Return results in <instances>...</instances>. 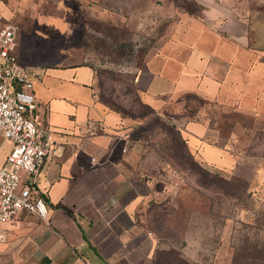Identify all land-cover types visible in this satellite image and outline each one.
Returning a JSON list of instances; mask_svg holds the SVG:
<instances>
[{"label": "crops", "instance_id": "0c3cea01", "mask_svg": "<svg viewBox=\"0 0 264 264\" xmlns=\"http://www.w3.org/2000/svg\"><path fill=\"white\" fill-rule=\"evenodd\" d=\"M64 19L38 14L17 39L15 54L34 76L36 121L49 127L55 149L36 178L47 221L23 212L0 224V251L21 264H151L157 240L140 212L154 189L137 170L142 127L101 103L93 68L67 62L63 45L52 42L67 33ZM182 20L145 62L144 102L158 113L174 110L194 159L226 175L238 155L216 141V116H264V13L205 7ZM11 148L0 132V168Z\"/></svg>", "mask_w": 264, "mask_h": 264}, {"label": "rangeland", "instance_id": "374dc122", "mask_svg": "<svg viewBox=\"0 0 264 264\" xmlns=\"http://www.w3.org/2000/svg\"><path fill=\"white\" fill-rule=\"evenodd\" d=\"M217 2L0 1V26L16 24L18 40L22 31L33 29L38 14L64 17L68 31L58 40L51 37L52 42L63 45L67 62L90 65L97 97L135 115L142 127L144 153L137 170L152 179L154 189L140 212L157 240L151 264H231L234 247L264 243V221L255 222L264 218V116L226 110L229 115L220 117L216 141L238 155L226 175L204 168L189 155L175 130L169 132L176 123L174 110L139 117L147 111L140 104L146 101L145 62L175 36L183 14L202 16L205 7L264 13V0ZM14 256L0 251V264H21Z\"/></svg>", "mask_w": 264, "mask_h": 264}, {"label": "built area", "instance_id": "2783aa9c", "mask_svg": "<svg viewBox=\"0 0 264 264\" xmlns=\"http://www.w3.org/2000/svg\"><path fill=\"white\" fill-rule=\"evenodd\" d=\"M18 32L12 22L0 26V132L12 142L0 168V224L23 212L47 221L36 178L55 149L49 127L35 118L34 76L15 54Z\"/></svg>", "mask_w": 264, "mask_h": 264}, {"label": "trees", "instance_id": "16d2710c", "mask_svg": "<svg viewBox=\"0 0 264 264\" xmlns=\"http://www.w3.org/2000/svg\"><path fill=\"white\" fill-rule=\"evenodd\" d=\"M94 71V70H93ZM94 79H95V74H94ZM143 92V90H142ZM192 99L194 98L196 100V102L200 105L203 101L201 99L195 98L193 96L188 95L186 97V99ZM98 99L101 103H103L106 107H108L111 110H114L118 113H120L123 117L125 118H130L135 120V115L133 114H129L127 111H125L124 109H121L119 107H117V105H115V103H113L112 101H109L107 99H105L102 95L98 96ZM140 104L142 106H144L147 111L142 113L141 115H139L140 118H143L147 115H153L155 117H157V114H159L157 111H155V109L150 106L148 103L144 102V101H140ZM197 107H193L192 106V102L189 101L188 102V108L186 111V117L192 118L194 113H195V109ZM166 112V111H165ZM162 112V113H165ZM160 115V114H159ZM229 114L226 112L224 114H219L216 116V123L217 126L220 128V124L219 121L221 120V118L223 117H227ZM221 117V118H220ZM139 121V120H138ZM218 128V129H219ZM169 132L170 130H175L177 137L179 138V140H181V142L184 144V147L186 148L187 152L189 153V155L194 159V157L191 155V153L188 151L186 143L184 141V139L181 137L179 130L177 128V126L175 125V123H172L170 125V127L168 128ZM172 135H174V132H172ZM261 223L264 221L263 219H259V220H255V222ZM231 264H264V243H247L245 242L243 246L240 247H234V252H233V256H232V260H231Z\"/></svg>", "mask_w": 264, "mask_h": 264}]
</instances>
